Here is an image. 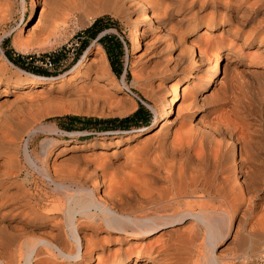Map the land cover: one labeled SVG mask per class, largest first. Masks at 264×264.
<instances>
[{"label": "bare ground", "instance_id": "1", "mask_svg": "<svg viewBox=\"0 0 264 264\" xmlns=\"http://www.w3.org/2000/svg\"><path fill=\"white\" fill-rule=\"evenodd\" d=\"M38 1L33 0L29 22L37 13ZM55 1L44 0L50 6L44 29L51 35L73 20L68 15L61 22L54 20L59 14ZM108 2L112 8L88 17L93 19L103 12L118 17L122 8L125 14L136 17L131 29L134 56L144 27L156 24L164 31V48L169 53L160 72L162 80L156 85L157 100L152 108L157 118L153 126L126 139H115L116 148L126 145L120 162L113 157L115 151L109 159L78 157L74 162L80 163L79 167L67 162V167L59 166L52 173L55 165L51 166L49 150L55 140L46 139L41 174L52 191L45 189L42 200L50 209L35 204L28 191L18 197L10 189L13 172L6 168L16 166L17 157L0 162V264H228L231 258L226 253L232 245L241 248L237 260L262 262L264 90L250 98L235 91L233 83L264 89V0ZM188 21L185 26L183 22ZM192 21L196 30L205 25L201 33L191 31L199 34L194 39L186 32ZM219 27L229 38L240 40L239 46L255 48L252 57L248 55L252 66L245 69L247 76H234L239 63L235 58L227 60L229 55H239L232 40L219 45L214 65L206 67L210 44H203V40ZM28 29L13 41L18 52L50 44L51 40H41V35L31 38L33 25ZM89 53L87 50L71 71L79 77L77 83L67 74L14 83L7 76V63L0 60V96L5 98L11 87L20 88L23 99L36 106L50 98L54 82L66 79L68 82L59 88H67L69 97H75L72 102L79 104L71 106L72 113L123 117L135 112L138 105L134 100L117 99L124 91L112 81L109 63L103 56L90 59ZM223 59L227 62L219 84L232 81V89L221 96L216 89L212 96L205 95L218 77ZM133 76L132 87L142 88L140 71L134 69ZM46 86V92L32 96L34 89ZM124 87L135 96L126 80ZM12 106L7 99L0 100V153L1 147L11 143L3 123ZM43 130L59 132L53 126H42L29 135ZM14 146L15 142L9 146L11 154L17 152ZM102 148L104 152L106 147ZM29 149L26 144V159L35 168ZM63 152L65 148L56 156Z\"/></svg>", "mask_w": 264, "mask_h": 264}, {"label": "rangeland", "instance_id": "2", "mask_svg": "<svg viewBox=\"0 0 264 264\" xmlns=\"http://www.w3.org/2000/svg\"><path fill=\"white\" fill-rule=\"evenodd\" d=\"M56 1V11L59 10L56 13H59L60 16L59 14L57 15L55 13L57 17H54V20L57 19L58 22H61V20L65 19L66 17L68 18V16H71L73 20L70 21L66 28H62L61 30H58L56 33H53L51 35L48 31L44 29V27L46 26L45 17L47 16L48 9L50 7L48 2L45 3L44 0H40V2L38 1L37 13L34 16L35 19L33 18L32 22H29L28 20L31 15V5L33 3V0H0V5H2L0 6V9L2 11L4 10L3 12L0 10V19L2 20V22L0 23V60L3 63H7L9 69V73L7 76L10 78V81H13L14 83L18 84H25L30 79H35L36 77H44L42 76L44 74L43 72L41 73V75H38V73H40L39 70H42L50 72L57 71V73L53 74H58V78L64 74H67L69 78H71V81L77 83L79 82V77H74V74H72L71 71L74 65L80 60L82 55H84L87 50L90 51V59H92V57L103 56L105 58V61H107V63H109L111 67V63L107 56V53L105 49L99 44L98 40L92 42L87 49L83 48L82 46V55H80L76 63L73 64V60L76 58V55L78 53L77 49L80 48L83 39L87 37V35L84 34L85 31L90 28L98 19L107 17L110 18L112 21L116 22L118 27L105 30L99 36V39L105 35H117L122 38L124 42L126 38L129 40V44L125 42V56L123 58L124 73L122 74V76L116 75L111 67L112 81H114V83L120 84L123 87L124 91L123 93L119 94V97H117V99L126 97L125 99L129 98L134 100L135 103L138 105L136 111L141 107V105H144L153 114V118L150 123V125L153 126L157 118V115L152 108L153 106H155L157 100L158 89L156 85H158L162 80L163 75H161L160 72L165 69L166 63L164 61L168 57L169 53V51L164 48L166 43V37L164 36L163 29L156 28V24L155 26H153V28L144 27L139 33L140 48L138 49L137 55L134 56V45L132 42L131 29L133 28V19L136 17H132L130 14H125L122 7L121 8L123 11L120 10L121 15L118 17H114L109 13L103 12L101 15L91 19L92 17L89 18L88 16L96 12L105 10L107 8H112L108 0ZM5 4L7 5L5 6ZM61 9L63 10V13L61 12ZM150 14L154 18L153 22L155 23V17L152 11L150 12ZM206 14L207 13H203V15ZM62 15L63 17H61ZM178 15L182 16L181 13H179ZM83 16L85 17V19H83ZM3 19H5V21ZM183 23L185 26L190 24L189 21L187 23ZM204 23L205 22H203V24ZM191 24L193 26L187 28L186 32L187 34H191L190 37L194 39L197 38L199 34L192 33L191 31H200L201 33L204 30L205 25H202L196 30V28L194 27V21H192ZM31 25L35 27V32H33L31 38H39L41 35V40H47L49 38L51 42L47 45L43 44L40 46H34L27 53H20L14 48L13 41L17 37L22 38L25 33H28L29 29L27 30V28ZM228 28H230V26H226V29ZM223 31L224 30L219 27L215 31L209 33L210 36L207 41H205V39L203 40V44H210V63L206 67L214 65V60L216 58L215 51L219 47V45L223 43L227 44L232 40L234 41L235 45L238 46L239 55L237 57L229 55L227 57V60L231 58L236 59V63H239V65L235 68L236 70L234 72V76H239L243 78V76H247L245 73V69L249 66H252V64L250 63L252 61L250 60V58H248V55L252 57L255 48L239 46L241 43L240 40H235L231 37L229 38L227 34ZM78 38H80V40H78ZM77 40L80 45L76 47V52L73 54L72 49L76 46ZM8 52H12L13 58L15 60L19 59L20 56H22L24 59H21L20 63L28 66L29 70H26L20 65L11 61L8 57ZM59 55L64 56L62 59V63L57 67L56 70H53L52 67H45L44 65H42V61H44L46 58L50 57L51 59H53L57 58ZM227 60L223 59L219 75L216 78L214 77L215 80L213 81V85L206 90L207 92L205 95L212 96L213 91L216 89L217 94L221 96L227 93L228 91L230 92V90L232 89V81L226 80L222 84H219L220 80L224 76L222 66L227 62ZM90 63L91 61L88 60L87 67ZM33 67L37 69H34ZM134 69L140 71V77L142 78L140 80V84L143 85L142 88L132 87L134 81ZM124 80H126L127 85L131 87L135 96L130 94L124 87ZM64 82L68 81L64 79L54 82L55 86L49 92L50 98L40 104H37L36 106H31L29 103L26 102L25 99H23L22 95L24 94H22L23 91L20 88L14 89L11 87V89H9V92L6 93L7 96L5 98H2L0 96V100L3 101L7 99L10 104H13V106L9 109L10 117L7 118V120H4L3 123V125H5V133H7L6 135L9 137L11 143H9V145H6L5 147H1L2 151L0 153V162L10 161L11 159H13V156H15V158L17 157V160L19 162L16 166H9L6 168V171L13 172L11 174L12 179L10 181V189L12 190V192H17L18 197L22 196L23 191H28L29 194L34 195L33 200L35 204L40 203V206L45 208L48 207L49 209L50 207L46 206L48 202L42 200L43 194L46 193L45 189H47L48 191H52V189L49 188L50 186H48L50 185V183L45 177H43V174H41V168H43L44 165L42 161L44 159L42 144L46 139L55 140V143L49 150L51 158L50 162L52 163L51 166H53V164L55 165L51 167V171L52 173H54V170L57 168L59 169V166L61 167L64 165L63 167H65V164H67V162H70L69 164H67L68 166L72 165V167H75L78 165L79 167L80 163L74 162L75 159L78 160V157H80L81 160L87 158L90 160L92 159L93 161L97 160V158L101 156H106V159H109L110 156H112V154L117 151L113 155V157L117 156L115 160L120 162L123 158L121 156V154L123 153L122 150L126 148V145L125 143H122L119 145V148H116V145L114 144L115 139L119 137H121L122 139H126L129 135H133L142 129V127L139 128L133 125L129 127V129L126 131L118 129L115 131L92 133L88 131L67 132L65 130H62L55 122V118L72 115L98 119H124L129 116H132L136 112L135 111L123 117H103L99 115H82L72 113L70 112V108L73 104L77 103L72 102L75 97H69L68 93H66L67 88H59V85L64 84ZM5 85L6 83H4L1 88H5ZM233 86L235 87V91L239 93L245 92V95L250 98H252V96L255 97L258 93H261L264 90L257 86H255L254 88L252 86L251 88H248L246 85L241 86L238 82H234ZM48 89L49 88L47 86L36 88L33 90L34 94L32 96L35 97L36 95L40 94V92H46ZM18 97L22 101H20ZM176 108L177 105L175 106V109ZM57 111H62V113H58ZM174 111L172 117H175L176 115V110ZM42 126H53L57 128L59 132L53 133L49 130H43L39 131L35 135H29V132L32 129L40 128ZM14 142V147L15 149H17V152H13L11 154L9 152V146ZM26 144L29 145V151L36 162L37 167L35 168L31 164H29L26 159ZM102 145L106 147L104 152H102ZM64 148L65 153L63 152L57 157V153H59ZM67 176L68 175L65 176V179H67ZM260 214L263 215L264 213L261 212ZM262 215L259 216L262 218ZM241 253L242 251L240 246H229V252L226 253V255L231 259H229L227 263L264 264L263 262L258 260L251 263H247L243 260H237L236 257H238V255H241Z\"/></svg>", "mask_w": 264, "mask_h": 264}, {"label": "trees", "instance_id": "3", "mask_svg": "<svg viewBox=\"0 0 264 264\" xmlns=\"http://www.w3.org/2000/svg\"><path fill=\"white\" fill-rule=\"evenodd\" d=\"M117 27V23L112 21L110 18L105 17L98 19L90 28L85 31L84 34H86L87 37L83 39L80 48L77 49L78 53L76 55V58L73 60V64L76 63L78 57L82 55V46L83 48L87 49L92 42L98 40L99 44L105 49L107 53L113 72L118 76H122V74L124 73L123 58L125 56V42L129 44V40L126 38L124 42L122 38L117 35H105L99 39V36L105 30ZM63 56L64 55H59L57 58L52 59L53 70H56L57 67L62 63ZM8 57L14 63L20 65L26 70H29L28 66L20 63L21 59H24L22 56H20L19 59L15 60L13 58L12 52H8ZM39 72L40 73H38V75H41V73L43 72L44 74L42 76L47 78L58 76V74H53L57 73V71L50 72L39 70ZM152 118V112L144 105H141V107L132 116L124 119H98L69 115L65 117L55 118V122L62 130H65L67 132L88 131L93 133L115 131L118 129L126 131L133 125L139 128H145L147 126H150Z\"/></svg>", "mask_w": 264, "mask_h": 264}, {"label": "built area", "instance_id": "4", "mask_svg": "<svg viewBox=\"0 0 264 264\" xmlns=\"http://www.w3.org/2000/svg\"><path fill=\"white\" fill-rule=\"evenodd\" d=\"M78 40H80V38H78ZM78 40H77L76 46L72 49L73 54L76 52V47L80 45ZM42 65H44L45 67H52L53 66L52 59L50 57L46 58L44 61H42ZM262 262L264 263V260Z\"/></svg>", "mask_w": 264, "mask_h": 264}]
</instances>
